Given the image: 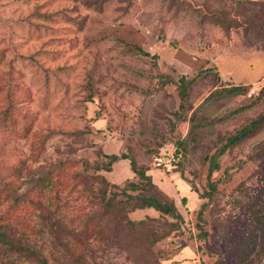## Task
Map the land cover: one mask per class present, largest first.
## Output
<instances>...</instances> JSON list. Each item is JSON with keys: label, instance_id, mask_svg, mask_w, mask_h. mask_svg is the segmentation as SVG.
Listing matches in <instances>:
<instances>
[{"label": "rangeland", "instance_id": "rangeland-1", "mask_svg": "<svg viewBox=\"0 0 264 264\" xmlns=\"http://www.w3.org/2000/svg\"><path fill=\"white\" fill-rule=\"evenodd\" d=\"M182 76L194 81L178 121ZM240 85L246 94L206 103L205 118L219 121L198 145L178 148L210 93ZM261 89L264 0H0L2 230L15 245L40 249L47 264H135L119 240L90 236L100 223L92 219L100 212L95 168L102 154H126L184 219L183 233L151 248L161 264H214L218 256L238 264L252 243L259 247L258 220L264 225V128L221 156L205 241L196 238V213L207 202L198 197L207 190L202 158L264 111V101L237 111ZM98 173L119 188L138 182L129 160ZM46 175L55 188L41 193L36 183ZM128 218L172 221L153 210ZM0 257L18 259L2 244ZM23 257L16 264H39Z\"/></svg>", "mask_w": 264, "mask_h": 264}, {"label": "trees", "instance_id": "trees-1", "mask_svg": "<svg viewBox=\"0 0 264 264\" xmlns=\"http://www.w3.org/2000/svg\"><path fill=\"white\" fill-rule=\"evenodd\" d=\"M138 49V48H137ZM138 51L149 56L147 53L138 49ZM152 58H155L154 56ZM164 77L163 83H172V79L167 76ZM194 81L184 76L177 81V93L179 97L178 113H174L176 120L181 121L185 118L186 106L188 102V92ZM246 86H231L229 88L214 90L190 115L188 119L189 131L185 139L178 143V148L185 151L187 148L200 142L203 138L204 129L216 122L218 119L207 120L204 116L206 103L215 99L232 98L247 93ZM264 101V90L261 89L258 94L252 98L251 102L245 106L240 107L237 111L257 107ZM264 128V111L256 117L250 119L241 127L232 132L218 138L217 146L212 154L205 153L203 155V162L208 164L207 173V190L198 195L200 199L207 202L199 206L196 213V230L198 232L197 239L205 241L207 238L206 221L204 219V212L207 204L211 202L217 193V182L211 180L214 172L219 170L220 158L223 154L231 148L236 147L241 142L253 137L261 129ZM105 163L95 168L97 175L92 176V184L100 187L97 191L98 201L100 202L99 216L92 219H98L100 223L96 229L91 232L90 236L95 238L113 237L119 240L124 248L126 254L129 255L131 261L135 264H161V254H154L151 248L161 241L165 236L176 233H183L185 230V223L182 215L177 210L173 200L163 193L157 185L153 182L151 175L147 174V170L138 168L134 160L126 154L121 155H106L102 154ZM120 160H129L130 169L134 176L138 178L137 183L128 182L122 188L117 185L108 183L99 171L110 173L112 166ZM58 169L56 174H60ZM42 178L38 184V191L42 193L43 190H53L55 184L49 175ZM191 190L197 193L194 186ZM2 195L0 193V202ZM136 210H153L158 213L161 219L170 218L172 221H165L160 223L153 219L147 220H130L128 214ZM105 219L106 222H105ZM2 218L0 216V222ZM260 224L256 227L255 238L259 239V247L256 243H252L249 251L244 252L238 264H259L264 259V225L258 220ZM95 227V226H94ZM0 244L4 245L5 250L13 253L19 259L24 256V260L37 261L39 264H47L46 258L42 257L41 250L34 247L30 248L24 243L14 244L8 234L2 230L0 224ZM185 243H181L180 247H185ZM255 252V257L252 258V253ZM74 255V256H73ZM72 257L76 262L82 260L81 251L76 254L72 253ZM15 257L11 260L2 259L1 264H16ZM214 264H223L221 258L218 256Z\"/></svg>", "mask_w": 264, "mask_h": 264}, {"label": "built area", "instance_id": "built-area-1", "mask_svg": "<svg viewBox=\"0 0 264 264\" xmlns=\"http://www.w3.org/2000/svg\"><path fill=\"white\" fill-rule=\"evenodd\" d=\"M157 161H158V166H161V164H162V159L161 158H157Z\"/></svg>", "mask_w": 264, "mask_h": 264}]
</instances>
